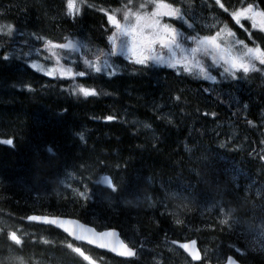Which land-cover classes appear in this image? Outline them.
<instances>
[{"label":"trees","instance_id":"1","mask_svg":"<svg viewBox=\"0 0 264 264\" xmlns=\"http://www.w3.org/2000/svg\"><path fill=\"white\" fill-rule=\"evenodd\" d=\"M10 2L13 7H16L14 20L9 21L8 18H5V21L0 20V22L4 25L8 23H14L15 25L16 23V28L20 32L24 29L25 33L23 32V36L17 34L15 36L16 41L14 40L15 42H12L11 39L7 37H4L5 39H0V43H4L3 48L0 47V54L2 53L0 55V140L12 139L14 141V145L11 146L0 143V179L2 180H0V201H2L0 203V206H2L0 207V217L4 216V219L3 217L2 219L0 218V228L14 224L16 229H23L22 232L18 231V235L21 234L22 238L26 240V244H29L27 247H31L33 241L34 243L43 244V241L48 240L49 243L51 238H49L48 235L56 234H58V236L61 235L60 243L64 245V233L56 229L54 230V228H49V226L45 228L46 230H44V233L41 226H37V224L35 226L33 222L31 225L30 222L28 224L25 217L30 215V212L31 214L37 213L36 210L39 213H46V211H48L49 213L66 214L67 216H72L74 213L73 216L77 215L76 217H80L81 220H86V222L89 221L88 223L91 222L90 224L96 225L100 229L105 227L118 228L125 238L137 242L138 248L141 244L143 245L140 251L141 255L139 254L140 256L138 255L136 258L130 259V261L125 259L121 260V258L117 261V257L113 254L109 253V255L106 252H102L85 244L83 248L85 249L87 247L85 249L86 254L92 256V260L98 264H104V260L108 261H105V264H115L116 262L118 264H130V262L131 264H158L162 254L165 264H176L177 262V264H182L183 261L184 264H188V257H186L184 252L180 249H176L177 246L171 241L180 240L181 238H183L182 240H186L190 237L198 240L199 245L204 251V256H208L211 262L222 261L231 253L246 264H264V231L261 230L262 227L264 229V161L259 158L261 155H264V143H261V141H264V103H262L264 102V86L262 82H255L257 83L256 87H258L259 94L252 96V98L245 97L239 104L232 103L230 99H223L218 93L216 95L217 98L212 100L208 97L209 91H204V89H208L205 80L199 76H178L174 70L164 66L142 67L135 65L133 63L134 58L129 56L127 52L120 54L119 49H117V55L111 57L109 61L119 66L117 74L111 78L107 75L96 74L94 72L90 76L77 77L75 80L45 78L31 67L29 63L30 59H28V63H26L24 61V56H19L21 49L25 52L29 51V45L43 52L44 42L36 41L29 34L37 33L44 37L45 40L63 41L66 37L72 36L74 22L81 19L80 22L82 21L83 25L81 35L79 36L80 42L81 44H87L92 50V53H95L97 47L104 48L107 44V33L102 30L105 18L101 13L93 9H85L82 15L72 18L66 15V8L63 9L62 4H59L60 6L58 5V0H8L5 4H9ZM118 3L119 0H114V4H110L108 0L106 2L107 5L97 4V6L115 8L118 6ZM25 6H27V12L21 10ZM54 9L56 10L54 11ZM18 18L20 20H18ZM22 18L24 19L22 20ZM2 24L0 23V25ZM20 24H23V27ZM25 41H28L29 44H25ZM23 44L24 47H22ZM3 52L4 55L7 54L10 57L9 60L3 61V59H1V57L4 56ZM40 52L39 54H42ZM58 54L63 57V59L60 60V65L73 68V71H76L77 69L74 67L72 61H76L77 58H79L81 68L84 67L82 64L85 57L83 49L68 55H65L63 51H58ZM15 55H17V58ZM42 55L46 56L47 53L43 52ZM88 58L95 59V56L88 54ZM103 59L104 58L101 57V60ZM54 63L53 60H45V65L47 66H54ZM26 64H28V66L23 69L22 66ZM14 68L21 69V72H25L24 75L22 76L23 73H18V77L14 78L12 76ZM26 73L28 77L23 79ZM21 78L24 80L23 82ZM24 82L27 85L29 83L34 91H29L27 87H25L26 84H24ZM14 83L15 86L16 84L19 86H16V88ZM10 84L14 86H12L14 89L9 86ZM77 84L94 87L100 90L101 94L99 96H90L87 98L80 94H70L68 89L71 88V85L73 87ZM116 91L117 93L114 95ZM146 91L147 93H145ZM104 93H107V95ZM129 93L131 96H129ZM159 95L171 98L172 115L153 113L145 105L146 102L149 103L150 98L157 99ZM177 95L181 96L180 102L174 99ZM121 98L125 101L120 100ZM113 99L116 100L113 101ZM123 102H125V104ZM136 105H140L139 107H141V109H138ZM116 106H118L117 108L119 110ZM218 110H220L219 113ZM136 111L142 113L143 116L151 114L150 118H152V122H154V129L150 128L151 131H147V133L145 129L143 130L136 123L133 125V121L129 119V116L133 112L136 113ZM204 113H208V115H204ZM213 113L215 115H213ZM108 115L115 116L117 119L112 122L106 121L104 117ZM231 116L236 118L234 119L239 126L238 137L232 139L233 141L229 139L227 135L221 134L223 133L221 128L218 129L219 123L224 121L228 122ZM119 117L120 119H118ZM43 122L46 124V127H44L45 125ZM94 124L96 125L94 126ZM85 128L86 130H84ZM81 131H85V139L88 138V140H80L78 133H81ZM227 132L228 136H230V131ZM221 145H223V147ZM49 146L52 148L51 154L47 151V148H50ZM186 146L190 151L186 150ZM100 161H103L106 167H103L99 163ZM82 162H87L91 165L90 169L93 168V171L89 169L85 172V175L91 174L94 178L99 175H109L122 187L130 189L131 191L122 193L119 197H110L104 192L106 196L108 195L106 197L104 193L100 191L99 194L96 192V195L87 202L79 201L75 203H70L68 199H65V197H70L71 195L68 191H60V193L57 194L53 193L52 196H39V189L53 191L57 187L56 178L58 179L64 176V168H70L69 170H71L74 165L78 166ZM117 165H120V167L117 168ZM94 167L98 170L95 169L96 171H94ZM223 167L224 170H222ZM234 169L235 171L237 170L236 173ZM219 171L220 173H218ZM232 171H234L235 175H233ZM43 172H48L49 174H44ZM52 172H54L55 175H52L54 174ZM187 172H189V174H187ZM237 172L239 175H237ZM217 174H219L218 177ZM223 174L227 178L230 177L228 181ZM50 175L51 177H49ZM189 175L191 176L189 177ZM172 177L179 178L172 179ZM51 178H53L55 182L52 181ZM217 178L219 179L217 180ZM8 180L10 182H8ZM159 180L161 181L159 182ZM90 183L91 182H89V187H93V184ZM205 183L209 184V186L207 184L205 185ZM212 183H214V185ZM4 184L7 185L5 186ZM8 184L10 187H7ZM196 185H198V187ZM228 185L230 186L227 187ZM164 186L169 187L173 191L177 189L183 191L187 188L185 194H190L189 199L191 201L188 209L178 210L175 207L177 201L171 199L168 201L169 211H180V218L185 220L184 225H176L171 215H161V213L165 211L161 205L156 204L154 207L150 206L149 202L145 199L146 194L152 195L154 200H159V198L163 199ZM219 186L222 188L225 186V189ZM233 186H235V188H233ZM25 188H28V190ZM194 189L196 190L193 191ZM224 190L226 192H224ZM17 191L18 194L15 193ZM29 191H32L31 195ZM210 191L212 192L209 193ZM101 193L103 198L100 195ZM235 193L238 195L240 193V195L237 196ZM33 194L36 196H33ZM233 196V201L236 200L238 203L229 201L232 200ZM12 197L16 199L12 200ZM34 197H36V199ZM241 197L245 198V201L244 199L240 200ZM7 200H10L9 203L11 204H9ZM17 200L18 203L16 202ZM21 200L23 202H21ZM24 200H27V202L25 201L26 204H24ZM128 201H131V203H128ZM218 202H220V204ZM231 202L232 204L230 205ZM27 203L31 204L27 205ZM109 203L111 206H109ZM201 204L204 208L206 207V210H203V207L201 208ZM21 205L25 207L22 208ZM30 205L31 207L27 208ZM216 205H225L226 207H224L226 210L235 209L234 218H239V225L233 224L231 226L227 225V227L226 225L219 226V224L216 223L218 221L217 219L223 217H215V215H218L217 212L216 214L213 212V208ZM242 205L245 206L243 207ZM251 205L253 207H251ZM3 206H5V209L9 212L5 213L6 210H4ZM6 206H8V208ZM34 206L36 209H34ZM210 206L213 207L209 209ZM10 208H12L13 211ZM215 208L214 211H216ZM69 212L72 214H67ZM79 212L80 214L83 212L81 214L82 216H80ZM213 213L215 214L214 217L216 220L214 217L211 218ZM8 214L12 216V220L9 219ZM250 214H252V216ZM86 217L87 219H85ZM240 217H243V219ZM22 218L23 222H21ZM9 220L12 222L10 223ZM244 221L248 222V225ZM210 223L211 225H209ZM217 225L218 230H216ZM222 226H225V228ZM233 226H235V230L232 229ZM36 227L38 231L40 230L41 232H37ZM244 228L246 230H244ZM49 229H52V232ZM222 231L226 233L223 234L221 233ZM235 231L238 233V238L235 235ZM28 233H33L35 235L32 236V234L31 238H29ZM197 233L200 234V236ZM23 234L28 236H23ZM241 234H243V236ZM208 235L210 238L207 237ZM214 235L216 238H214ZM220 235L224 238H228L225 240L223 238V240H221L222 237L220 238ZM38 237L40 238L38 239ZM43 237H45V240ZM2 238L3 237L0 236V244L2 245V249L0 248V256L6 253V251L3 250L5 249L6 243ZM30 239L33 240L31 243L29 242ZM40 239H42V242ZM36 240L37 242H35ZM209 245L212 246L209 247ZM27 247L24 248L26 251L23 250V253L29 255L30 251L28 250L30 247H28V250ZM169 248H171V250ZM237 248L240 249V253H237ZM172 249H176V252L174 251L173 254L171 253L173 251ZM161 250H164V252L161 253ZM56 252L57 254L59 252V256L64 255V257L68 256L70 258H66L67 261L65 263L70 262V264H75L82 260V258L79 260L77 254H72L71 250L68 251L66 248H60V250H56L55 253ZM168 252L169 254H167ZM37 253L38 255L40 253V259L45 256L43 252ZM157 253L159 254L157 255ZM108 256L109 258L111 256L113 260H111V258L109 259ZM183 256L186 261L182 258ZM220 256L223 257V259L219 258ZM211 258L213 259L211 260ZM52 259L50 261H58V259ZM60 261L61 260H59V262ZM111 261L113 262L110 263ZM121 261L123 262L121 263ZM76 264L88 263L82 260L81 263L79 262Z\"/></svg>","mask_w":264,"mask_h":264},{"label":"snow or ice","instance_id":"2","mask_svg":"<svg viewBox=\"0 0 264 264\" xmlns=\"http://www.w3.org/2000/svg\"><path fill=\"white\" fill-rule=\"evenodd\" d=\"M261 2L264 3V0ZM10 7L12 6L10 5ZM195 7L192 3L185 4L184 0H119L118 6L115 8L98 7L90 0H66V15L72 18L82 15L85 9H93L103 15L105 22L102 25V30L107 33V44L104 48L97 47L95 53H92L88 45L81 44L80 41L68 40L66 43H54L51 40H45L37 33H31L29 35L36 41L44 42L43 51L47 53L45 60L55 62L53 67L43 69L33 61L31 67L58 80H75L77 77L90 76L93 72L111 78L117 74L119 66L109 61L111 57L117 55V49H119L120 54L130 53L131 57L134 58L133 63L135 65L142 67L164 66L174 70L178 76L197 75L213 84L228 78L240 81L249 73L264 72V38L261 39L260 44H257L253 31L264 33V9L254 2H247L246 6L242 2L241 6L237 8L222 2V0H213V7H218L223 14H227L234 24L229 26V23L219 21V23L209 26L207 34H201L204 30L196 22ZM21 10L27 12V6ZM0 15L3 13L0 12ZM213 19L216 20V17ZM177 21L179 22L178 26L174 23ZM245 21L250 22V27L245 26L243 23ZM236 26H239L237 30L243 29L247 33L246 40L251 43V46L246 40L240 39L236 31H233ZM17 34L24 35L14 24L0 25V39L7 37L14 42ZM25 44H29V42L25 41ZM0 47H3V44H0ZM81 49L85 52L82 61L83 68H81L79 58L72 61L76 71H73V68L60 65V60L63 57L58 54V51H63L65 55H68ZM33 51L39 54L40 49H34L33 46L29 45V51L24 52L21 49L19 56L31 57ZM88 54L94 55L95 59L88 58ZM101 57L104 59L101 60ZM2 59L7 61L10 57L5 54ZM213 70H215L216 75H213ZM217 76L220 77L219 81ZM25 87L29 91H34L30 84L25 85ZM68 91L70 94H80L85 98L101 94L100 90L82 84H77L69 88ZM204 91L208 92L209 89L206 88ZM104 94L107 95V93ZM174 99L180 102L181 96L177 95ZM204 115H208V113H204ZM213 115L215 114L213 113ZM104 119L113 121L116 117L109 115ZM144 127L150 128V125L146 124ZM78 135L81 141L85 140L83 133ZM0 143L14 145L12 139L0 140ZM221 146L223 147V145ZM186 150L190 151L187 146ZM48 151L51 152L52 149L49 148ZM259 158L264 161V155ZM99 163L106 167L103 161ZM90 167L91 165L87 162H82L78 166L74 165L71 170H65L63 174L65 179L61 183L71 193L70 197H65L70 203L87 202L96 195L97 190L106 192L110 197H119L122 193L131 191L122 187L109 175H99L96 178L91 174L85 175ZM116 167L119 168L120 165ZM89 182L93 184V187H89ZM163 190V199L154 200L152 195L147 194L145 199L150 206L161 205L165 210L161 215H171L176 225H184L185 220L180 218V211H169L168 200L177 201L175 207L178 210H186L191 203L190 194H185L186 189L173 191L167 186H164ZM215 207L218 216L223 217L218 220L219 225L231 226L239 223V218H234L235 209L226 210L222 205ZM9 219H12L11 215H9ZM26 219L30 223L35 222L50 228L60 229L66 234L63 246L77 254L88 264H95V262L83 250L84 244L106 249L125 258L137 257L143 248L142 244L138 248L137 242H132L131 246L129 243H125L124 240L119 239L115 231L100 232L95 228L87 227L79 220L63 215L51 217L29 215ZM21 222H23V218ZM18 231L22 232L23 229L18 230L14 225L0 228V236L4 238L7 244L6 253L0 256V264H31V257H25L21 254L27 244L26 240L18 235ZM43 243L47 244L48 241L45 240ZM172 243L176 244L177 241L173 240ZM196 243L195 240H192L189 243L180 244L179 247L184 249L192 260L200 261L201 264H208L210 258L201 256L200 251L196 248ZM236 251L240 253L239 248ZM158 264H165L162 255ZM228 264H237V261L228 257Z\"/></svg>","mask_w":264,"mask_h":264},{"label":"bare ground","instance_id":"3","mask_svg":"<svg viewBox=\"0 0 264 264\" xmlns=\"http://www.w3.org/2000/svg\"><path fill=\"white\" fill-rule=\"evenodd\" d=\"M27 1H28V0H27ZM22 3H23V2H22ZM9 5H10V4H9ZM237 5H238V4H237ZM6 6H7V5H6ZM4 7H5V6H4ZM9 7H10V6H9ZM5 9H6V8H5ZM9 9H10V8H9ZM18 9H20V8H18ZM18 9H17V10H18ZM1 10H2V9H1ZM3 10H4V9H3ZM7 10H8V9H7ZM11 10H12V9H11ZM13 10H14V9H13ZM55 10H56V9H54V11H55ZM4 11H5V10H4ZM4 11H2L3 14H4ZM8 11H9V10H8ZM14 11H16V10H14ZM5 12H7V11H5ZM9 12H10V11H9ZM12 12H13V11H12ZM18 12H19V11H18ZM18 12H17V13H18ZM13 13L16 14V12H13ZM9 14H10V13H9ZM9 14H8V16H9ZM23 14H24V13H23ZM23 14H22V16H23ZM17 15L19 16L20 14H17ZM17 15H16V16H17ZM3 16H5V15H3ZM6 16H7V15H6ZM11 16H12V14H11ZM16 16H15V17H16ZM20 16H21V15H20ZM13 17H14V15H13ZM20 19H21V17H20ZM20 19L18 18V20H20ZM23 19H24V18H22V20H23ZM8 20H9V18H8ZM18 20H17V21H18ZM2 21H5V19L2 20ZM6 21H7V20H6ZM9 21H10V20H9ZM0 23L2 24V22H0ZM3 23H4V22H3ZM7 23H8V21H7ZM5 24H6V23H5ZM8 24H9V23H8ZM12 24H14V23H12ZM18 24H19V23H18ZM2 25H4V24H2ZM15 25H17V24L15 23ZM20 25H21V24H20ZM22 25H23V24H22ZM22 25H21V26H22ZM24 25H25V24H24ZM22 27H23V26H22ZM22 30H23L22 32H24V29H22ZM24 33H25V32H24ZM4 39H5V38H4ZM4 39H3V40H4ZM15 41H16V40H15ZM15 41H14V42H15ZM18 41H19V40H18ZM51 41H52V40H51ZM5 42H6V41H5ZM7 42H8V41H7ZM9 42H10V41H9ZM11 43H12V42H11ZM0 44H1V43H0ZM3 44H4V43H3ZM8 44H9V43H8ZM15 44H16V43H15ZM4 47H6V46H4ZM18 47H20V46H18ZM22 47H24V44H23ZM2 48H3V47H2ZM11 48H12V47H11ZM6 49H7V48H6ZM8 49H9V48H8ZM12 49H13V48H12ZM15 49H16V48H15ZM24 49H25V48H24ZM9 50H11V49H9ZM16 50H17V49H16ZM19 50H20V49H19ZM5 51H6V50H5ZM20 51H21V50H20ZM23 51H24V50H23ZM10 52H11V51H10ZM17 52H18V51H17ZM24 52H25V51H24ZM43 52H44V51H43ZM43 52H40V53L43 54ZM12 53H13V52H12ZM1 54H2V53H1ZM1 54H0V55H1ZM3 55H4V52H3ZM12 55H13V54H12ZM44 55H45V54H44ZM15 56H16V58H17V55H15ZM2 57H3V56H2ZM2 57H1V59H2ZM16 58H15V60H16ZM13 60H14V59H13ZM18 60L20 61L19 57H18ZM3 61H4V60H3ZM16 61H17V60H16ZM40 61H41V60H40ZM21 62H22V61H21ZM2 63H3V62H2ZM9 63H10V62H9ZM6 64H7V63H6ZM15 64H16V63H15ZM15 64H14V65H15ZM10 65H11V63H10ZM17 66H18V65H17ZM12 67H13V66H12ZM15 67H16V66H15ZM23 69H24V68H23ZM32 69H33V68H32ZM20 70H21V69H19V68H14V69H13V72H12V73H13L12 76H13L14 78L18 77L17 74L21 72ZM34 70H35V69H34ZM42 72H43V71H42ZM22 73H23V74H22V76H23L25 72H22ZM38 73H39V72H38ZM39 74H40V73H39ZM29 75H31V74H29ZM27 77H28V76H27V73H26V75H25V77H24L23 79H25V78H27ZM21 79H22V78H21ZM23 79L21 80L22 82L24 81ZM51 79H52V78H51ZM49 81H50V80H49ZM17 82H18V81H17ZM129 82H130V81H129ZM20 83H21V82H20ZM27 83H28V82H27ZM24 84H26V83L24 82ZM24 84H23V85H24ZM148 84H149V83H148ZM26 85H27V84H26ZM28 85H29V83H28ZM114 85H115V83H114ZM152 85H153V84H152ZM9 86H10V85H9ZM12 86H13V85H12ZM12 86H11V87H12ZM14 86H15V84H14ZM14 86H13V87H14ZM16 86H19V85L16 84ZM16 86H15V87H16ZM158 86H159V85H158ZM13 87H12V89H14ZM71 87H72V85H71ZM114 87H115V86H114ZM118 87H119V86H118ZM118 87H117V88H118ZM141 87H142V85H141ZM16 88H17V87H16ZM144 88H145V86H144ZM156 88H157V87H156ZM9 89H10V88H9ZM9 89H8V90H9ZM112 89H113V88H112ZM15 90H17V89H15ZM119 90H120V89H119ZM119 90H118V91H119ZM147 90H148V89H147ZM152 90H153V89H152ZM154 90H155V89H154ZM113 91H114V90H113ZM110 92H111V91H110ZM120 92H121V91H120ZM154 92H155V91H154ZM162 92H163V91H162ZM116 93H117V91L114 93V95H115ZM145 93H147V91H146ZM123 94H124V93H123ZM150 94H151V93H150ZM78 95H79V94H78ZM112 95H113V94H112ZM118 95H119V94H118ZM121 96H122V95H121ZM129 96H131L130 93H129ZM118 97H119V96H118ZM135 97H136V96H135ZM113 98H115V97H113ZM140 98H141V97H140ZM115 100H116V99H115ZM115 100L113 99V101H115ZM117 100H118V99H117ZM120 100H122V98H121ZM118 101H119V100H118ZM122 101H125V100H122ZM127 102H129V101H127ZM130 102H131V101H130ZM261 102H262V101H261ZM123 103L125 104V102H123ZM140 103H141V102H140ZM143 103H144V102H143ZM262 103H264V102H262ZM117 104H118V103H117ZM148 104H149V103H148ZM115 105H116V104H115ZM126 105H127V104H126ZM134 105H135V104H134ZM262 105H263V104H262ZM128 106H130V105H128ZM136 106H137L138 109H139V108L141 109V107H139L140 105H139V106L136 105ZM117 107H118V106H116V108H117ZM122 107H124V106H122ZM131 107H132V106H131ZM147 107H149V106H147ZM132 108H133V107H132ZM137 108H134V109H137ZM149 108L152 109L151 107H149ZM216 108H217V107H216ZM117 109H118V108H117ZM124 109H125V108H124ZM118 110H119V109H118ZM120 110H121V108H120ZM142 110H143V109H142ZM125 111H126V110H125ZM129 111H131V110H129ZM151 111H152V110H151ZM215 111H216V110H215ZM219 111H220V110H218V113H219ZM222 112H223V111H222ZM119 113H120V112H119ZM121 113H122V112H121ZM127 113H128V112H127ZM153 113H154V112H153ZM155 113H156V112H155ZM220 113H221V112H220ZM141 114H142V113H141ZM144 114H145V113H144ZM146 114H147V113H146ZM159 114H160V113H159ZM162 114H163V113H162ZM150 115H151V114H150ZM108 116H109V115H108ZM147 116H148V115H147ZM101 117H102V116H101ZM129 117H130V116H129ZM94 118H95V117H94ZM98 118H100V117H98ZM104 118H105V117H104ZM125 118H126V116H125ZM125 118H124V119H125ZM102 119H103V117H102ZM102 119H101V120H102ZM116 119H117V118H116ZM118 119H120V117H119ZM129 119H130V118H129ZM43 120H44V119H43ZM125 120H126V119H125ZM99 121H100V120H99ZM128 121H129V120H128ZM102 122H103V121H102ZM105 122H106V121H105ZM111 122H112V121H111ZM124 122H125V121H124ZM220 122H221V120H220ZM224 122H225V121H224ZM43 123H44V122H43ZM92 123H93V122H92ZM95 123H96V121H95ZM100 123H101V121H100ZM129 123H130V122H129ZM129 123H128V124H129ZM218 123H219V122H218ZM97 124H98V123H97ZM130 124H131V123H130ZM213 124H214V122H213ZM39 125H41V124H39ZM44 125H45L44 127H46V124H45V123H44ZM91 125H92V124H91ZM95 125H96V124H94V126H95ZM133 125H134V123H133ZM217 125H218V124H217ZM138 126H139V125H138ZM87 127H88V126H87ZM89 127H90V126H89ZM208 127H209V126H208ZM214 127H215V126H214ZM134 128H135V126H134ZM143 128H144V127H143ZM150 128H151V127H150ZM150 128H146V129H145L146 132H147V131H151ZM216 128H217V127H216ZM39 129H40V128H39ZM73 129H75V128H73ZM139 129H140V128H139ZM210 129H211V127H210ZM218 129H219V127H218ZM42 130H43V129H42ZM42 130H40V131H42ZM44 130H45V129H44ZM84 130H86V128H85ZM88 130H90V129H88ZM143 130H144V129H143ZM213 130H214V129H213ZM45 131H47V130H45ZM78 132H79V131H78ZM78 132H77V133H78ZM139 132H140V131H139ZM141 132H142V131H141ZM143 132H144V131H143ZM143 132H142V133H143ZM81 133H83L84 136H85V131H84V132L81 131ZM89 133H90V132H89ZM144 133H145V132H144ZM147 133H148V132H147ZM149 133H151V132H149ZM8 134H9V132H8ZM40 134H41V133H40ZM78 134H79V133H78ZM221 134H223V133H221ZM75 135H76V134H75ZM151 135H152V134H151ZM231 135H232V133H231ZM42 136H43V135H42ZM152 136H153V135H152ZM222 136H223V135H222ZM225 136H226V135H225ZM75 137H76V136H75ZM78 137H79V135H78ZM87 137H88V136H87ZM223 137H224V136H223ZM223 137H222V138H223ZM227 137H228V135H227ZM230 137H231V136H230ZM235 137H236V136H235ZM37 138H38V137H37ZM39 138H40V137H39ZM94 138H95V137H94ZM224 138H225V137H224ZM233 138H234V137H233ZM86 139L88 140V138H86ZM86 139H85V140H86ZM37 140H38V139H37ZM220 140H221V139H220ZM231 140H232V139H231ZM228 141H229V140H228ZM232 141H233V140H232ZM81 143H82V142H81ZM18 145H19V144H18ZM44 145H45V144H44ZM47 147H48V143H47ZM49 147L51 148V146H49ZM244 147H245V146H244ZM44 148H45V146H44ZM44 148H43V149H44ZM61 148H62V147H61ZM51 149H52V148H51ZM47 151H48V148H47ZM51 152H52V151H51ZM51 152H50L49 154H51ZM248 152H249V151H248ZM50 156H52V155H50ZM246 158H247V157H246ZM205 161H206V159H205ZM95 163H96V162H95ZM95 163H94V164H95ZM44 164H45V163H44ZM92 164H93V163H92ZM214 164H215V163H214ZM215 165H216V164H215ZM215 165H214V166H215ZM43 166H44V165H43ZM94 166H96V165H94ZM45 167H46V165H45ZM45 167H43V168H45ZM98 167H99V166H98ZM216 167H217V166H216ZM231 167H234V166H231ZM231 167H230V168H231ZM68 168H69V167H68ZM217 168H218V167H217ZM230 168H229V169H230ZM45 169H46V168H45ZM64 169L66 170V168H64ZM69 169H70V168H69ZM69 169H68V170H69ZM95 169H97V168L94 167V171H96ZM218 169H219V168H218ZM226 169H227V168H226ZM229 169H228V170H229ZM48 170H51V169H48ZM65 170H64V172H65ZM90 170L93 171V168H91ZM97 170H98V169H97ZM186 170H187V169H186ZM215 170H216V169H215ZM222 170H224V167H223ZM231 170H232V169H231ZM45 171H46V170H45ZM51 171H52V170H51ZM51 171H50V172H51ZM56 171H57V170H56ZM56 171H55V172H56ZM220 171H221V170H220ZM220 171H219L218 173H220ZM226 171H227V170H226ZM229 171H230V170H229ZM229 171H228V172H229ZM234 171H235V169H234ZM234 171H232V172H233V175H235V174H234ZM236 171H237V170H236ZM236 171H235V173H236ZM59 172H60V171H59ZM61 172H62V171H61ZM228 172H227V173H228ZM230 172H231V171H230ZM43 173H44V172H43ZM45 173H48V172H45ZM45 173H44V174H45ZM52 173H54V172H52ZM190 173H191V172H190ZM222 173H224V172H222ZM40 174H41V173H40ZM48 174H49V173H48ZM57 174H59V173H57ZM63 174H64V173H63ZM187 174H189V172H187ZM3 175H4V174H3ZM52 175H55V173L52 174ZM98 175H99V174H98ZM159 175H160V174H159ZM185 175H186V174H185ZM218 175H219V174H217V177H218ZM223 175H224V174H223ZM225 175H226V173H225ZM225 175H224V176H225ZM231 175H232V174H231ZM237 175H239L238 172H237ZM41 176H42V175H41ZM58 176H59V175H58ZM182 176H183V175H182ZM186 176H188V175H186ZM190 176H191V175H189V177H190ZM193 176H194V175H193ZM215 176H216V174H215ZM215 176H214V178H215ZM221 176H222V174H221ZM227 176H228V175H227ZM42 177H43V176H42ZM49 177H51V175H50ZM59 177H60V176H59ZM93 177H94V176H93ZM161 177H162V176H161ZM194 177H195V176H194ZM211 177H212V175H211ZM225 177H226V176H225ZM232 177H233V176H232ZM238 177H239V176H238ZM1 178H2V177H1ZM55 178H56V177H55ZM157 178H158V177H157ZM157 178H156V179H157ZM173 178H174V177H172V179H173ZM176 178H177V177H176ZM176 178H174V179H176ZM178 178H179V177H178ZM178 178H177V179H178ZM183 178H184V177H183ZM208 178H210V177H208ZM214 178H213V179H214ZM226 178H227V177H226ZM226 178H225V180H226ZM229 178H230V177H229ZM229 178H227V181L229 180ZM251 178H252V177H251ZM251 178H250V179H251ZM41 179H42V178H41ZM43 179H44V178H43ZM48 179H49V178H48ZM48 179H47V180H48ZM51 179H52V181H54L53 178H51ZM64 179H65V178H64ZM184 179H185V178H184ZM187 179H188V177H187ZM192 179H193V177H192ZM196 179H197V178H196ZM211 179H212V178H211ZM218 179H219V178H217V180H218ZM220 179H221V178H220ZM0 180H1V179H0ZM6 180H7V179H6ZM56 180H57V178H56ZM179 180H181V179H179ZM208 180H210V179H208ZM208 180H207V181H208ZM223 180H224V179H223ZM237 180H238V179H237ZM251 180H252V179H251ZM1 181H2V180H1ZM48 181H49V180H48ZM160 181H161V180H159V182H160ZM170 181H171V180H170ZM181 181H182V180H181ZM205 181H206V180H205ZM215 181H216V179H215ZM215 181H213V182H215ZM8 182H10V181L8 180ZM8 182H7V183H8ZM54 182H55V181H54ZM54 182H53V184H54ZM58 182H60V181H58ZM168 182H169V181H168ZM173 182H174V181H173ZM175 182H176V180H175ZM179 182H180V181H179ZM179 182H178V183H179ZM197 182H198V181H197ZM208 182H211V181H208ZM229 182H231V181H229ZM0 183H1V182H0ZM49 183L52 184L51 182H49ZM161 183H162V182H161ZM161 183H160V184H161ZM180 183H182V182H180ZM216 183H217V181H216ZM222 183H223V181H222ZM222 183H221V184H222ZM10 184H11V183H10ZM12 184H13V183H12ZM55 184H56V183H55ZM90 184H91V183H90ZM164 184H165V183H164ZM168 184H169V183H168ZM196 184H197V183H196ZM206 184H207V183H205V185H206ZM212 184L214 185V183H212ZM223 184H224V183H223ZM223 184H222V185H223ZM228 184H229V183H228ZM4 185H5V184H4ZM6 185H7V184H6ZM6 185H5V186H6ZM14 185H15V184H14ZM35 185H36V184H35ZM35 185H34V187H35ZM57 185H58V184H57ZM207 185L209 186V184H207ZM225 185H226V184H225ZM230 185H231V184H230ZM230 185H228L227 187H229ZM5 186H3V187L6 188ZM15 186H16V185H15ZM22 186H23V185H22ZM29 186H30V185H29ZM46 186H47V185H46ZM46 186H45V187H46ZM48 186H49V185H48ZM54 186H55V185H54ZM90 186H91V185H90ZM191 186H192V185H191ZM196 186L198 187V185H196ZM208 186H207V187H208ZM211 186H212V185H211ZM211 186H210V187H211ZM1 187H2V185H1ZM7 187H10V185L8 184ZM12 187H13V185H12ZM16 187H17V186H16ZM27 187H28V186H27ZM37 187H39V186H37ZM57 187H58V186H57ZM197 187H195V188H197ZM212 187H213V186H212ZM219 187H221V186H219ZM224 187H225V186H224ZM224 187H223V188H224ZM227 187H226V188H227ZM17 188H18V187H17ZM30 188H31V187H30ZM46 188H47V187H46ZM191 188H192V187H191ZM221 188H222V187H221ZM221 188H220V189H221ZM223 188H222V189H223ZM233 188H235V186H233ZM236 188H237V187H236ZM0 189H1V188H0ZM21 189H22V188H21ZM25 189L28 190V188H25ZM32 189H34V188H32ZM53 189H54V188H53ZM186 189H187V188H186ZM224 189H225V188H224ZM237 189H238V188H237ZM10 190H11V189H10ZM16 190H18V189H16ZM29 190H30V189H29ZM159 190H161V189H159ZM195 190H196V189H194L193 191H195ZM215 190H216V189H215ZM218 190H219V189H218ZM218 190H217V191H218ZM233 190H234V189H233ZM14 191H15V188H14ZM14 191H13V192H14ZM18 191H19V190H18ZM18 191L15 192V193L18 194ZM21 191H23V190H21ZM35 191H36V190H35ZM57 191H58V190H57ZM161 191H163V190H161ZM203 191H204V190H203ZM205 191H206V190H205ZM222 191H223V190H222ZM229 191H231V190H229ZM25 192H26V190H25ZM29 192H30V191H29ZM29 192H28V193H29ZM31 192H32V191H31ZM31 192L29 193L30 195L32 194ZM36 192H37V191H36ZM46 192H47V191H46ZM48 192H49V191H48ZM96 192H98V194H99L100 191H96ZM207 192H208V191H207ZM211 192H212V191H210L209 193H211ZM219 192H220V191H219ZM224 192H226V191L224 190ZM10 193H11V192H10ZM21 193H23V192H21ZM21 193H20V194H21ZM38 193H39V192H38ZM103 193H104V192H103ZM34 194H35V193H34ZM34 194H33V196H36V195H34ZM36 194H37V193H36ZM56 194H57V193H56ZM105 194H106V193H104V195H105ZM235 194H236L237 196L240 195V193H239V195H238L237 193H235ZM22 195H23V194H22ZM25 195H26V194H25ZM100 195L102 196V193H101ZM205 195H206V194H205ZM208 195H209V194H208ZM10 196H11V195H10ZM26 196H27V195H26ZM55 196H56V195H55ZM70 196H71V195H70ZM105 196H106V195H105ZM107 196H108V195H107ZM107 196H106V197H107ZM223 196H224V195H223ZM226 196H227V195H226ZM14 197H15V196H14ZM14 197H12V200H13V199H14V200L16 199V198H14ZM23 197H24V196H23ZM30 197H32V196H30ZM30 197H29V198H30ZM113 197H114V196H113ZM224 197H225V196H224ZM224 197H223V198H224ZM244 197H245V196H244ZM6 198H7V197H6ZM19 198H20V197H19ZM21 198H22V196H21ZM24 198H25V197H24ZM26 198H27V197H26ZM29 198H28V199H29ZM34 198L36 199V197H34ZM34 198H33V199H34ZM37 198H38V197H37ZM102 198H103V196H102ZM142 198H143V196H142ZM226 198H227V197H226ZM228 198H229V197H228ZM39 199H40V198H39ZM159 199H160V198H159ZM221 199H222V198H221ZM233 199H234V196L232 197V200H229V201L236 202V200L233 201ZM237 199H238V197H237ZM241 199H244V201H245V198H242V197H241L240 200H241ZM4 200H6V199H4ZM4 200H3V201H4ZM10 200H11V199H10ZM10 200H7L8 203H9ZM18 200H19V199H18ZM18 200L16 201L17 203H18ZM22 200H23V199H22ZM22 200H21V202H23ZM112 200H113V199H112ZM144 200H145V199H144ZM227 200H228V199H227ZM25 201L27 202V200H24V202H25ZM28 201H29V200H28ZM35 201H36V200H35ZM168 201H170V200H168ZM237 201H238V200H237ZM244 201H242V202H244ZM248 201H249V199H248ZM1 202H2V201H0V203H1ZM11 202H12V201H11ZM26 202H25L24 204H26ZM31 202H32V201H31ZM33 202H34V201H33ZM224 202L226 203L225 200H224ZM232 202L230 203V205L232 204ZM34 203H35V202H34ZM37 203H38V201H37ZM37 203H36V204H37ZM111 203H112V202H111ZM193 203H194V202H193ZM197 203H198V202H197ZM218 203L220 204V202H218ZM218 203H217V204H218ZM228 203H229V202H228ZM236 203H238V202H236ZM236 203H235V204H236ZM4 204H5V202H4ZM4 204H3V205H4ZM9 204H11V203H9ZM9 204H8V205H9ZM14 204H15V203H14ZM14 204H13V205H14ZM19 204H20V203H19ZM19 204H18V205H19ZM28 204H31V203H27V205H28ZM41 204H42V203H41ZM208 204H209V203H208ZM13 205H12V206H13ZM18 205H17V208H18ZM33 205H34V204H33ZM37 205H38V204H37ZM203 205H204V204H203ZM205 205H206V204H205ZM225 205H226V204H225ZM225 205H223V206H225ZM236 205H237V204H236ZM238 205H239V204H238ZM258 205H259V204H258ZM40 206H41V205H40ZM109 206H111L110 203H109ZM157 206H158V205H157ZM206 206H207V205H206ZM208 206H209V205H208ZM213 206H214V205H213ZM213 206H210L209 209H210L211 207H213ZM242 206H243V205H242ZM244 206H245V205H244ZM244 206H243V207H244ZM254 206H255V204H254ZM0 207H2V206H0ZM3 207H4V210H6V209H5V206H3ZM6 207L8 208V206H6ZM10 207H11V206H10ZM21 207L24 208L25 206L23 207V206L21 205ZM30 207H31V205H30L29 207H27V208H30ZM34 207H35V206H34ZM98 207H99V206H98ZM202 207H203V206H202V204H201V208H202ZM225 207H226V206H225ZM251 207H253V206L251 205ZM255 207H256V206H255ZM19 208H20V207H19ZM38 208H39V207H38ZM41 208H42V207H41ZM99 208H100V207H99ZM99 208H98V209H99ZM101 208H102V207H101ZM203 208H204V207H203ZM205 208H206V207H205ZM205 208H204L203 210H206ZM214 208H215V207H214ZM214 208H213V212H215V214H216L217 211H214ZM10 209L12 210V208H10ZM15 209H16V207H15ZM20 209H21V208H20ZM34 209H36V207H35ZM39 209H40V208H39ZM42 209H43V208H42ZM69 209H70V208H69ZM74 209H75V208H74ZM80 209H81V208H80ZM92 209H93V208H92ZM160 209H162V208H160ZM207 209H208V208H207ZM225 209H226V208H225ZM227 209H228V208H227ZM249 209H250V207H249ZM253 209H254V208H253ZM2 210H3V209H2ZM24 210H26V209H24ZM66 210H67V209H66ZM66 210H65V213H66ZM70 210H71V209H70ZM75 210H76V209H75ZM101 210H102V209H101ZM191 210H192V209H191ZM215 210H216V208H215ZM12 211H13V210H12ZM29 211H30V210H29ZM31 211H32V210H31ZM40 211H41V210H40ZM82 211H83V210H82ZM250 211H251V210H250ZM7 212H9V211L6 210L5 213H7ZM20 212H21V211H20ZM27 212H28V211H27ZM32 212H33V211H32ZM36 212L39 213L37 210H36ZM44 212H45V211H44ZM46 212H48V211H46ZM67 212H68V211H67ZM72 212H73V211H72ZM80 212H81V211H80ZM80 212H79V214H80ZM236 212H237V211H236ZM240 212H241V211H240ZM1 213H2V212H1ZM14 213H15V211H14ZM18 213H19V212H18ZM65 213H64V214H65ZM75 213H76V212H75ZM82 213H83V212H82ZM82 213H81V214H82ZM208 213H210V212H208ZM241 213H242V212H241ZM251 213H252V212H251ZM10 214H11V213H10ZM12 214H13V212H12ZM21 214H22V213H21ZM28 214H29V213H28ZM28 214H27V215H28ZM30 214H31V212H30ZM67 214H72V213L69 212V213H67ZM73 214H74V213H73ZM73 214H72V216H73ZM77 214H78V212H77ZM81 214H80V216H82ZM155 214H156V213H155ZM215 214L213 213V215H211V218L214 217ZM2 215H3V214H2ZM8 215H9V214H8ZM27 215H26V216H27ZM65 215H66V214H65ZM75 215H76V214H75ZM242 215H243V214H242ZM242 215H241V216H242ZM250 215L252 216V214H250ZM19 216H20V214H19ZM22 216H23V215H22ZM22 216H21V217H22ZM68 216H69V215H68ZM76 216H77V215H76ZM239 216H240V214H239ZM243 216H244V215H243ZM258 216H259V215H258ZM2 217H3V219H4V216H2ZM2 217H0V218L2 219ZM6 217H7V216H6ZM11 217H12V216H11ZM24 217H25V215H24ZM95 217H96V216H95ZM215 217H218V215H217V216L215 215ZM215 217H214V218H215ZM234 217H235V216H234ZM236 217H238V216H236ZM25 218H26V217H25ZM77 218H78V217H77ZM82 218H83V217H82ZM98 218H99V217H98ZM98 218H97V219H98ZM211 218H210V219H211ZM214 218H213V219H214ZM240 218L243 219V217H240ZM254 218H255V217H254ZM254 218H253V219H254ZM12 219H13V218H12ZM12 219H11V220H12ZM16 219H17V218H16ZM79 219H81V218L79 217ZM85 219H87V217H86ZM88 219H89V218H88ZM93 219H94V218H93ZM205 219H206V218H205ZM221 219H222V218H221ZM244 219H245V218H244ZM253 219H252V220H253ZM90 220H91V219H90ZM98 220H99V219H98ZM215 220H216V218H215ZM217 220H219V219H217ZM252 220H251V221H252ZM85 221H86V220H85ZM3 222H4V221H3ZM9 222H10V220H9ZM11 222H12V221H11ZM11 222H10V223H11ZM13 222H14V220H13ZM15 222H16V220H15ZM26 222H27V221H26ZM88 222H89V221H88ZM217 222H218V221H217ZM217 222H216V223H217ZM240 222H241V220H240ZM244 222H246V221H244ZM254 222H255V221H254ZM259 222H260V221H259ZM19 223H20V222H19ZM19 223H18V224H19ZM31 223H32V222H31ZM31 223H30V225H31ZM90 223H91V222H90ZM216 223H215V224H216ZM247 223H248V222H246V224H247ZM252 223H253V222H252ZM25 224H26V223H25ZM28 224H29V222H28ZM32 224H33V223H32ZM212 224H213V223H212ZM246 224H245V225H246ZM256 224H257V223H256ZM258 224H259V223H258ZM7 225H9V224H7ZM11 225H14V224H11ZM22 225H24V224H22ZM30 225H29V226H30ZM34 225L36 226V224H34ZM34 225H33V226H34ZM171 225H172V224H171ZM173 225H175V224H173ZM209 225H211V223H210ZM237 225H239V224H237ZM247 225H248V224H247ZM247 225H246V226H247ZM2 226H3V225H2ZM2 226H1V227H2ZM18 226H19V225H18ZM20 226H21V224H20ZM37 226H38V224H37ZM39 226H41V225H39ZM219 226H220V225H219ZM241 226H242V225H241ZM246 226H245V228H246ZM249 226H250V224H249ZM255 226H256V225H255ZM263 226H264V225H263ZM30 227H31V226H30ZM41 227H42V226H41ZM41 227H38V228H41ZM217 227H218V225L216 226V228H217ZM222 227L225 228V226H222ZM222 227H221V228H222ZM226 227H227V225H226ZM237 227H238V226H237ZM253 227H254V226H253ZM253 227H252V228H253ZM256 227H258V226H256ZM260 227H261V226H260ZM2 228H3V227H2ZM28 228H29V227H28ZM47 228H48V226H47ZM49 228H50V227H49ZM128 228H129V227H128ZM212 228H213V227H212ZM214 228H215V226H214ZM216 228H215V229H216ZM221 228H220V229H221ZM230 228H232V227H230ZM234 228H235V226H233L232 229L235 230ZM240 228H241V227H240ZM245 228H244V230H246ZM247 228H248V227H247ZM250 228H251V227H250ZM250 228H249V229H250ZM31 229H32V227H31ZM34 229H35V228H34ZM36 229H37V227H36ZM36 229H35V230H36ZM41 229H42V228H41ZM202 229H203V228H202ZM228 229H229V228H228ZM27 230H28V229H27ZM29 230H30V229H29ZM49 230H50V229H49ZM51 230H52V229H51ZM51 230H50V231H51ZM54 230H55V229H54ZM203 230H204V229H203ZM212 230H214V229H212ZM212 230H211V231H212ZM216 230H218V228H217ZM224 230H225V229H224ZM236 230H237V229H236ZM242 230H243V229H242ZM244 230H243V231H244ZM250 230H251V229H250ZM252 230H253V229H252ZM261 230L264 231L263 227H262ZM36 231L39 232L40 230L38 231V229H37ZM50 231H49V233L51 234L52 231H51V232H50ZM201 231H202V230H201ZM201 231H200V232H201ZM207 231H208V230H207ZM230 231H231V230H230ZM240 231H241V230H240ZM248 231H249V230H248ZM254 231H255V230H254ZM40 232H41V231H40ZM43 232H44V231H43ZM43 232H42V233H43ZM57 232H58V231H57ZM218 232H219V231H218ZM227 232H228V231H227ZM231 232H232V231H231ZM231 232H230V233H231ZM235 232H236V231H235ZM256 232H257V231H256ZM256 232H255V233H256ZM18 233H19V232H18ZM25 233H26V232H25ZM29 233H31V232H29ZM29 233H28L29 238H31V235H32L34 232H33L32 234H29ZM44 233H45V232H44ZM166 233H167V232H166ZM202 233H203V231H202ZM221 233L225 234L226 232L224 233V232L222 231ZM248 233H249V232H248ZM195 234H196V233H195ZM197 234H198V233H197ZM219 234H220V233H219ZM237 234H238V233L236 232L235 235L237 236ZM244 234H245V233H244ZM246 234H247V233H246ZM253 234H254V233H253ZM20 235H21V234H20ZM28 235H24V234H23V236H28ZM34 235H35V234H33L32 236H34ZM36 235H37V233H36ZM38 235H39V234H38ZM56 235H58V234H56ZM62 235H63V234H62ZM189 235H190V234H189ZM198 235L200 236V234H198ZM206 235H207V234H206ZM230 235H233V234H230ZM235 235H234V236H235ZM239 235H240V234H239ZM241 235L243 236V234H241ZM21 236H22V235H21ZM43 236H44V235H43ZM60 236H61V235H60ZM60 236H59V237H58V236H54V237H52L51 240L49 239L50 242L47 243V244L43 243L44 245H43L42 243H41V244H39V243H34V241H33L32 239H30V241H29L30 243H31V241H33V243L31 244V247L28 246V247H30L29 250H28V247H27V250L30 251V254H29V255L24 254V253H21V254L24 255L25 257H31V264H60L61 261H62L61 264H70V262H69V263H65V262L67 261L66 258H69L68 256H65V257H64V255H63V256H61V255L59 256V255H58L59 252H58V254H57V252L55 253L56 250H60V248H63V249L65 248V247L63 246V244L60 243V242H61V240H60ZM195 236H196V235H195ZM199 236H198V237H199ZM203 236H204V234H203ZM203 236H202V237H203ZM214 236H215V235H214ZM223 236H225V235H223ZM242 236H241V237H242ZM1 237H2V236H1ZM35 237H37V236H35ZM40 237L42 238L41 235H40ZM40 237H38V239H39ZM62 237H63V236H62ZM170 237H171V236H170ZM207 237H209V235H208ZM221 237H222V236L220 235V238H221ZM29 238H28V239H29ZM43 238H44V240H45V237H43ZM47 238H48V236H47ZM64 238H65V236H64ZM64 238H63V239H64ZM162 238H163V237H162ZM171 238H172V237H171ZM173 238H174V237H173ZM190 238H193V237H190ZM209 238H210V237H209ZM214 238H216V236H215ZM223 238H224V237H222L221 240H223ZM226 238H228V237H225L224 240H225ZM230 238H231V237H230ZM232 238H233V237H232ZM235 238H236V237H235ZM235 238H234V239H235ZM237 238H238V236H237ZM2 239L4 240V238H2ZM26 239H27V238H26ZM34 239H35V238H34ZM163 239H164V238H163ZM166 239H167V238H166ZM176 239H177V238H176ZM182 239H183V238H181L180 240H182ZM184 240H185V239H184ZM229 240H230V239H229ZM38 241H39V240H38ZM40 241L42 242V239H40ZM40 241H39V242H40ZM47 241H48V240H47ZM162 241H163V240H162ZM29 242H28V243H29ZM35 242H37V240H36ZM171 242H172V241H171ZM171 242H170V243H171ZM217 242H218V241H217ZM26 243H27V242H26ZM162 243H163V242H162ZM171 244H172V243H171ZM27 245H29V244H27ZM51 245H52V246H51ZM84 245H85V244H84ZM84 245H83V246H84ZM86 245H87V244H86ZM163 245H164V243H163ZM172 245H173V244H172ZM172 245H171V246H172ZM50 246H51V247H50ZM159 246H160V242H159ZM165 246H166V245H165ZM165 246H163V247H165ZM210 246H212V245H209V247H210ZM84 247H85V246H84ZM168 247H169V246H168ZM174 247H175V246H174ZM0 248L2 249V245H1V244H0ZM4 248H5V249H3V250L6 251V249H7V244L5 245ZM86 248H87V247H86ZM86 248H85V249H86ZM159 248H160V247H159ZM171 248H173V247H171ZM171 248H169V249L171 250ZM254 248H255V247H254ZM1 249H0V251H1ZM83 249H84V248H83ZM85 249H84V251H85ZM166 249H167V248H166ZM176 249H178V248L176 247ZM176 249H175V250H176ZM212 249H213V248H212ZM97 250H98V249H97ZM170 250H169V251H170ZM172 250H173V249H172ZM175 250H173L171 253L173 254ZM24 251H26V250H24ZM24 251H23V252H24ZM62 251H63V250H62ZM65 251H66V250H65ZM65 251H64V253H65ZM68 251H69V250H68ZM167 251H168V250H167ZM167 251H166V252H167ZM181 251H182V250H181ZM37 252H43V253H45V256L42 257V258L40 259V257H41V256H40V253H39V255H38ZM162 252H164V250H163V251L161 250V253H162ZM175 252H176V251H175ZM177 252H179V251H177ZM182 252H183V251H182ZM219 252H220V251H219ZM222 252H224V251H222ZM26 253H27V252H26ZM36 253H37V254H36ZM107 253H108V252H107ZM2 254H3V253H2ZM60 254H61V253H60ZM72 254H73V253H72ZM96 254H97V253H96ZM108 254H109V253H108ZM167 254H169V252H168ZM230 254H231V253H229V255H230ZM37 255H38V256H37ZM65 255H66V254H65ZM92 255H93V254H92ZM109 255H110V254H109ZM162 255H163V254H162ZM164 255H165V254H164ZM170 255H171V254H170ZM218 255H220V254H218ZM39 256H40V257H39ZM72 256H75V255H72ZM93 256H94V255H93ZM98 256H100V255H98ZM225 256H226V255H225ZM46 257H47L48 259H47ZM90 257H92V256H90ZM95 257H97V256H95ZM186 257H187V256H186ZM52 258H53V259H52ZM78 258H79V260L81 259L80 257H78ZM108 258H109V256H108ZM110 258H111V256H110ZM110 258H109V259H110ZM182 258L184 259V256H183ZM219 258L223 259V257H221V256H220ZM51 259H52V260L58 259V261H57V262H56V260H55V262H54V261H50ZM69 259H70V258H69ZM73 259H74V257H73ZM92 259H93V257H92ZM106 259H107V258H106ZM118 259H119V257L116 258L117 261H118ZM212 259H213V258H211V260H212ZM215 259H216V258H215ZM217 259H218V258H217ZM221 259H220V260H221ZM38 260H39V263H37ZM59 260H61V261L59 262ZM75 260H76V259H75ZM75 260H74V262H75ZM111 260H113V259L111 258ZM121 260H122V259H121ZM184 260H185V259H184ZM81 261H82V260H81ZM81 261H79V262L81 263ZM105 261L108 262L107 260H104V264H105ZM127 261H128V260H127ZM129 261H130V260H129ZM180 261H181V260H180ZM185 261H186V260H185ZM222 261H223V260H222ZM79 262H76V263H79ZM85 262H86V261H85ZM94 262H95V261H94ZM112 262H113V261H111L110 263H112ZM119 262H120V260H119ZM122 262H123V261H121V263H122ZM133 262H134V261H133ZM76 263H75V264H76ZM82 263H83V262H82ZM87 263H88V262H87ZM173 263H174V261H173ZM175 263H176V262H175ZM177 263H178V262H177ZM177 263H176V264H177ZM180 263H182V262H180ZM187 263H188V260H187ZM71 264H72V263H71ZM113 264H114V263H113ZM115 264H118V263L116 262ZM119 264H120V263H119ZM122 264H123V263H122ZM125 264H127V263H125ZM130 264H131V262H130ZM138 264H139V263H138ZM182 264H184V261H183Z\"/></svg>","mask_w":264,"mask_h":264},{"label":"rangeland","instance_id":"4","mask_svg":"<svg viewBox=\"0 0 264 264\" xmlns=\"http://www.w3.org/2000/svg\"><path fill=\"white\" fill-rule=\"evenodd\" d=\"M203 21V20H202ZM202 21H200V22H202ZM24 61L26 62V63H28V58L27 57H24ZM33 61H35L36 63H37V65L40 67V68H43V69H47V67L45 66V67H43V65H42V62L40 61V60H37V59H35V60H33ZM33 61H32V63H33ZM22 72H20V74H21ZM8 76V75H7ZM8 78V77H7ZM15 84V83H14ZM10 86H11V84H10ZM149 100V99H148ZM147 100V101H148ZM154 100V101H153ZM145 105L146 106H149V107H151L152 109H150L149 107V109L150 110H152V112H156V113H160V114H162V115H172L173 114V110H172V100H171V98H169V97H165V96H163V95H159L158 97H157V99H154V98H150V101H149V104H148V102H146L145 103ZM146 117H148V118H146ZM130 119H131V121H133V123H136L137 125H139V127L140 128H142V129H146L145 127H144V125H150V127H151V129H154V122H152V118H150V115H148V116H143L139 111H136V113H131L130 114ZM144 127V128H143ZM233 127H235V124H234V122H232V125L230 126V127H227V128H225L224 130L225 131H230V136L233 138V137H235V136H237V134L235 133L236 131H234L233 130ZM231 133H232V135H231ZM225 135H228V132H225ZM65 178V177H64ZM64 178H61V179H59L58 181H60V182H57V184H58V187L56 188V189H54L56 192H57V190L59 191V190H66V188H65V186H64V184H62L61 183V181H63L64 180ZM47 190H45V191H42V190H40L39 189V196L40 195H44L45 193H50L51 191H47ZM37 263H39V260H38V262Z\"/></svg>","mask_w":264,"mask_h":264},{"label":"flooded vegetation","instance_id":"5","mask_svg":"<svg viewBox=\"0 0 264 264\" xmlns=\"http://www.w3.org/2000/svg\"><path fill=\"white\" fill-rule=\"evenodd\" d=\"M4 1V2H3ZM11 1V0H10ZM195 1H197L198 3H205V2H212L213 3V0H195ZM256 1H258V3L261 5L260 6V8H262V9H264V3H262L261 2V0H256ZM8 2V0H0V12H2V11H7V12H5L4 11V14L3 15H7L8 16V14H9V16H11V14H13V15H15V13H13V12H16V11H14L15 9H16V7H13L12 5H11V2L9 3L12 7H9L10 5L9 4H5V3H7ZM222 2H226V4H231L232 6H234V7H240L241 6V3L243 2L244 4H245V6H246V3L247 2H252L251 0H222ZM238 4V5H237ZM7 5V6H6ZM5 6V7H4ZM6 8V9H5ZM10 8V9H9ZM2 9V10H1ZM4 9V10H3ZM10 11H8V10ZM12 9V10H11ZM14 9V10H13ZM216 9H217V13L221 16V18L222 19H224V21L225 22H227V23H229L230 25H232V24H234V22L233 21H231V18L227 15V14H223L222 13V10H220L218 7H216ZM13 11V12H12ZM3 15H1V16H3ZM243 23H245V26L246 27H250V22H243ZM239 28V26H236V27H234L233 28V31H236V32H239V31H241V32H244V30L243 29H239V30H237ZM254 32H258V31H256V30H253ZM235 84H236V82H235ZM226 90H227V92L229 91L231 94H233L232 96H237V97H240V96H245V95H247V94H249L248 92H247V90L246 89H243V86L241 85L240 87L239 86H237V85H235V86H230V85H228V87H226Z\"/></svg>","mask_w":264,"mask_h":264},{"label":"water","instance_id":"6","mask_svg":"<svg viewBox=\"0 0 264 264\" xmlns=\"http://www.w3.org/2000/svg\"><path fill=\"white\" fill-rule=\"evenodd\" d=\"M66 43V42H65ZM45 216H53V215H45ZM71 219H74V220H78V219H76V218H72V217H70ZM80 221V220H79ZM80 223H84V222H81L80 221ZM84 224H86V223H84ZM86 226L87 227H89V228H95V227H93V226H91V225H88V224H86ZM96 229V228H95ZM97 230V229H96ZM97 231H100V230H97ZM104 231H115L117 234H118V237H119V239H121V240H123V238L121 237V235H120V231L118 230V229H106V230H104ZM100 232H102V231H100ZM190 241H192V240H188V241H181V242H179V245L180 244H183V243H189ZM125 242V241H124ZM126 243V242H125ZM92 246H94V245H92ZM95 247V246H94ZM196 248H197V250H199L200 251V254H201V250L200 249H198V247H197V243H196ZM103 250H106V249H103ZM184 250V249H183ZM111 253H113V252H111ZM115 254V253H114ZM115 255H117V254H115ZM118 256V255H117ZM229 257H232L233 259H235L236 261H237V264H242L238 259H236V258H234L233 256H229ZM125 258V257H124ZM195 261V260H194ZM212 264H214V263H212ZM222 264H228V258L226 259V261L224 262V263H222Z\"/></svg>","mask_w":264,"mask_h":264}]
</instances>
